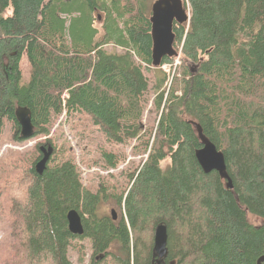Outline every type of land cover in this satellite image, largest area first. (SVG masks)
<instances>
[{
    "label": "trees",
    "instance_id": "trees-1",
    "mask_svg": "<svg viewBox=\"0 0 264 264\" xmlns=\"http://www.w3.org/2000/svg\"><path fill=\"white\" fill-rule=\"evenodd\" d=\"M146 3L0 0V137L10 121L14 139L25 140L18 107L31 110L35 135L45 136L63 113H82L110 142L136 140L147 154L129 187L113 191L117 219L99 215L108 189H88L74 160L50 165L55 147L42 174L40 146L31 164L25 155L11 158L0 197L11 217L12 251L0 264H73L75 237L90 240L89 264H103L113 248V264H153L159 224L168 227L163 264H257L264 255V0H185L189 21L174 26L182 65L167 97V73L152 66ZM109 44L123 52L107 51ZM24 57L32 67L27 81ZM151 86L162 113L145 128ZM195 123L224 152L232 188L202 169ZM104 156L111 167L120 163L112 151ZM73 209L83 235L69 230ZM79 252L84 262L83 245Z\"/></svg>",
    "mask_w": 264,
    "mask_h": 264
},
{
    "label": "rangeland",
    "instance_id": "rangeland-1",
    "mask_svg": "<svg viewBox=\"0 0 264 264\" xmlns=\"http://www.w3.org/2000/svg\"><path fill=\"white\" fill-rule=\"evenodd\" d=\"M147 1V0H146ZM156 0H148L147 8L150 10V17L152 15V5ZM97 20L95 21L97 27L102 33V21L96 14ZM176 49L181 56V49L178 44ZM106 50L109 52H123V49L115 45H106ZM176 57V56H175ZM171 63L174 62V58ZM178 57V56H177ZM182 61V56H181ZM171 63H167L170 65ZM165 65V63H162ZM159 66L161 71L167 73L165 80V86L163 89L168 91L169 80L172 75H179L178 71L182 65L179 64L176 67ZM195 66L196 64H192ZM153 66V64H152ZM21 68L23 71L24 80L27 81L31 75L30 62L24 57ZM154 68H156L154 66ZM150 79V82L155 77L156 73L152 70L145 72ZM171 90V87L169 91ZM178 94L181 91L177 92ZM157 94L151 89L148 94V102L144 112L143 124L144 127H152L159 123L162 111L156 108L155 99ZM167 97V96H166ZM14 128L10 121H7L4 132L0 137V188L7 181L8 170L12 167L14 159H18L20 155H25V159L28 164L34 160L35 156H38L37 146L45 145L48 140L52 142V146L56 148V153L50 165L61 164L67 160H74L81 172L83 183L88 189L93 192H97L103 185L108 189V197L100 204L99 215L112 216V209H116L118 217L122 215V211L117 205L113 191H117L118 194L124 188H128L132 179L131 174L140 168L144 159L147 158V154L141 149V142L131 140L127 144H116L110 142L107 137L101 132V130L95 126L94 122L89 117L82 113H75L68 115L63 113L59 118L54 120L53 127L49 135H35L32 138L25 139L23 141H16L13 137ZM51 145V144H50ZM41 149V148H40ZM114 152L120 158V163L116 167H111L106 162L107 158L104 153ZM170 162V159L163 161V167L165 168ZM48 165V164H47ZM49 166V165H48ZM3 197L5 192L1 193ZM256 222H260V219H254ZM12 228L11 217L7 215L4 207L3 198L0 197V258L2 260L8 259L11 255L12 249L10 248L12 240ZM77 245V246H76ZM83 245L85 249V260L80 262L79 246ZM119 252L117 248L111 250L106 262L103 264H113V253ZM91 242L88 238L75 237L73 240V246L70 248V258L73 264H89L91 258Z\"/></svg>",
    "mask_w": 264,
    "mask_h": 264
},
{
    "label": "water",
    "instance_id": "water-1",
    "mask_svg": "<svg viewBox=\"0 0 264 264\" xmlns=\"http://www.w3.org/2000/svg\"><path fill=\"white\" fill-rule=\"evenodd\" d=\"M190 12L185 6V0H156L152 5V15L150 21L152 24L151 35L152 46V64L159 67L165 57L173 58L178 55L175 49V23L183 24L189 21ZM16 117L20 126V134L24 139H29L35 135V126L33 124L32 112L27 107H18ZM202 146L196 150V157L205 173L217 171L220 176L227 180V187L232 188V179L227 170L225 154L204 135L203 128L199 123H195ZM43 157L36 164V170L42 174L47 168V164L54 153L52 145H41ZM112 215L117 219L115 208L112 209ZM69 230L74 235L84 234V225L82 216L77 210H71L68 213ZM168 255V227L166 224H159L154 234L153 264L165 263ZM170 264H177L176 260ZM257 264H264V255L260 256Z\"/></svg>",
    "mask_w": 264,
    "mask_h": 264
},
{
    "label": "built area",
    "instance_id": "built-area-1",
    "mask_svg": "<svg viewBox=\"0 0 264 264\" xmlns=\"http://www.w3.org/2000/svg\"><path fill=\"white\" fill-rule=\"evenodd\" d=\"M178 56V57H177ZM175 58H174V62L173 63H171L170 65H167V64H165V65H162L164 68H165V66L167 65V66H169L170 68L171 67H176V66H178L179 64H181V56H180V54H178Z\"/></svg>",
    "mask_w": 264,
    "mask_h": 264
},
{
    "label": "bare ground",
    "instance_id": "bare-ground-1",
    "mask_svg": "<svg viewBox=\"0 0 264 264\" xmlns=\"http://www.w3.org/2000/svg\"><path fill=\"white\" fill-rule=\"evenodd\" d=\"M175 76H176L175 74L172 75V77H171L170 80H169V89H170V87L172 86V83H173V80H174V77H175ZM169 89H168V91L166 92V96H168Z\"/></svg>",
    "mask_w": 264,
    "mask_h": 264
}]
</instances>
